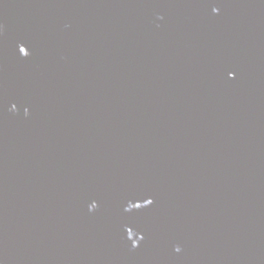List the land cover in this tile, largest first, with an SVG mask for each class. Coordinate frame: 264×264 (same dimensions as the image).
<instances>
[{"label": "water", "instance_id": "95a60500", "mask_svg": "<svg viewBox=\"0 0 264 264\" xmlns=\"http://www.w3.org/2000/svg\"><path fill=\"white\" fill-rule=\"evenodd\" d=\"M0 264H264V0H0Z\"/></svg>", "mask_w": 264, "mask_h": 264}, {"label": "snow or ice", "instance_id": "6c2138e0", "mask_svg": "<svg viewBox=\"0 0 264 264\" xmlns=\"http://www.w3.org/2000/svg\"><path fill=\"white\" fill-rule=\"evenodd\" d=\"M145 202H146L147 204H150V203H151V200L146 199ZM137 207H139V205H137Z\"/></svg>", "mask_w": 264, "mask_h": 264}]
</instances>
